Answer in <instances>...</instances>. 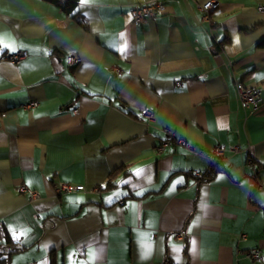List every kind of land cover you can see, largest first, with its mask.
<instances>
[{
	"label": "crops",
	"instance_id": "0c3cea01",
	"mask_svg": "<svg viewBox=\"0 0 264 264\" xmlns=\"http://www.w3.org/2000/svg\"><path fill=\"white\" fill-rule=\"evenodd\" d=\"M151 1L165 11L135 26L129 6ZM217 1L208 24L190 0H77L70 14L0 0V264L264 255V0ZM18 50L27 57H3ZM237 81L261 88L258 109H241ZM163 128L198 150L241 151L209 175L183 145L157 150ZM60 182L83 190L56 195Z\"/></svg>",
	"mask_w": 264,
	"mask_h": 264
},
{
	"label": "built area",
	"instance_id": "2783aa9c",
	"mask_svg": "<svg viewBox=\"0 0 264 264\" xmlns=\"http://www.w3.org/2000/svg\"><path fill=\"white\" fill-rule=\"evenodd\" d=\"M199 14V19L203 22H206L210 24V16L211 14L216 11L219 7V3L217 0H206L204 2H196L195 0H190ZM260 11H263L264 8L262 6L258 7ZM128 14L130 16V19L133 24L139 25L142 24L146 19L148 18H154L158 14L163 13L165 11V5L161 3V1H151V2H143V3H135L131 4L128 8ZM212 52L216 51L215 46L210 48ZM26 51L24 50H18L13 53H7L5 56H3L5 59L11 61V62H19L20 60L26 58L27 56ZM80 62V58L75 55L70 56V63L71 64H77ZM236 87L237 91V99L239 101V104L241 106V109L248 110V111H255L259 108V106L262 103L261 96V88L259 86H245L243 82L240 83V81H237L234 85ZM34 106H37L36 101H30L27 104L23 105V108H32ZM154 109L150 106H146L140 110L139 116L140 118L149 123L154 118ZM164 133V139L161 142V144L157 147V150H162L165 146L169 144H178L183 145L188 151L193 152L199 156H202L208 160L209 164H214L222 160L226 154H236L239 153L241 150L239 146L237 145H231L225 146V145H217L213 150L211 151H202L198 150L184 142L183 139H178L175 137V135L168 129L163 128L162 129ZM193 177H195L197 180H200L203 176L202 173L199 172H191ZM83 190V186L81 185H72L67 183H59L56 188L55 192L56 195H60L63 193L68 192H74ZM20 191L27 192L29 195V200H35L39 198V194L35 191H29L25 186L20 187ZM174 238L178 241L185 240V232L184 231H178L173 234ZM244 237V235H242ZM247 257L251 259L255 264H264V255L262 251L259 248H254L251 250H248ZM146 264H174L170 262L169 260H162L158 262L150 261ZM181 264H187V263H181Z\"/></svg>",
	"mask_w": 264,
	"mask_h": 264
},
{
	"label": "trees",
	"instance_id": "16d2710c",
	"mask_svg": "<svg viewBox=\"0 0 264 264\" xmlns=\"http://www.w3.org/2000/svg\"><path fill=\"white\" fill-rule=\"evenodd\" d=\"M47 2H49L50 4H53L57 7H59L62 12H64L65 14H70L74 11V9L76 8L77 5V0H45ZM260 46H264V41H262L260 43ZM217 163H214L212 165V169L209 172V175L213 174L216 171V165ZM206 179V175L203 174L201 180Z\"/></svg>",
	"mask_w": 264,
	"mask_h": 264
},
{
	"label": "snow or ice",
	"instance_id": "6c2138e0",
	"mask_svg": "<svg viewBox=\"0 0 264 264\" xmlns=\"http://www.w3.org/2000/svg\"><path fill=\"white\" fill-rule=\"evenodd\" d=\"M86 0H81V3H85ZM0 43H3V40L0 39ZM5 47H10V45H4ZM14 50V49H13ZM14 238H18V237H14Z\"/></svg>",
	"mask_w": 264,
	"mask_h": 264
}]
</instances>
